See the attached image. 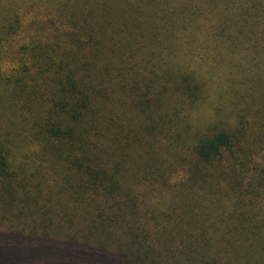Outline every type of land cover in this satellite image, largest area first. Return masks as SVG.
Segmentation results:
<instances>
[{"label":"trees","instance_id":"trees-1","mask_svg":"<svg viewBox=\"0 0 264 264\" xmlns=\"http://www.w3.org/2000/svg\"><path fill=\"white\" fill-rule=\"evenodd\" d=\"M0 264H264V0H0Z\"/></svg>","mask_w":264,"mask_h":264},{"label":"rangeland","instance_id":"rangeland-1","mask_svg":"<svg viewBox=\"0 0 264 264\" xmlns=\"http://www.w3.org/2000/svg\"><path fill=\"white\" fill-rule=\"evenodd\" d=\"M235 126V121L234 119H230L228 120V122L226 123V127L227 129L233 128Z\"/></svg>","mask_w":264,"mask_h":264}]
</instances>
